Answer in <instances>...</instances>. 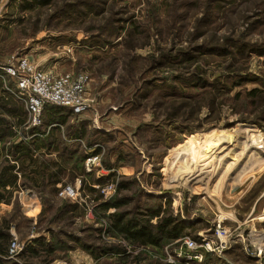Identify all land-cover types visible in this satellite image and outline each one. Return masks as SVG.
I'll return each mask as SVG.
<instances>
[{
	"label": "rangeland",
	"instance_id": "374dc122",
	"mask_svg": "<svg viewBox=\"0 0 264 264\" xmlns=\"http://www.w3.org/2000/svg\"><path fill=\"white\" fill-rule=\"evenodd\" d=\"M44 1L27 11L17 10L16 0L2 7L0 61L29 56L35 38L60 36L50 50L69 55L62 73L91 78L87 140L102 154L103 173L113 175L97 186L136 181L122 193L132 199L123 209L170 201L171 214L192 226L188 237L198 242L212 237L218 223L230 229L227 248L199 264H264V247L250 236L255 228L264 242V0ZM66 44L67 52L57 48ZM254 89L260 91L255 98L248 95ZM223 138L228 147L237 141L254 148L227 155L236 164L224 190L211 195L205 191L222 172L192 173ZM80 193L75 209V201L62 197L34 200L38 213L31 217L14 202L0 223L18 224L22 237L61 232L51 263L169 264L174 258L176 242L143 251L109 233L101 204L110 199ZM98 246L113 251L96 259L91 252ZM116 252L127 255L117 261Z\"/></svg>",
	"mask_w": 264,
	"mask_h": 264
},
{
	"label": "crops",
	"instance_id": "0c3cea01",
	"mask_svg": "<svg viewBox=\"0 0 264 264\" xmlns=\"http://www.w3.org/2000/svg\"><path fill=\"white\" fill-rule=\"evenodd\" d=\"M2 12L0 5V17ZM58 38L60 36L51 34L33 39L29 56L42 68L62 73L70 58L68 54L57 56L50 50ZM61 46L57 48L68 51L69 45ZM85 117L87 115L75 117L67 108L48 105L43 112L42 125L28 126L25 105L16 100L0 80V220L11 212L14 202L20 203V214L31 217L38 213L34 200L58 199L66 185H75L81 191L83 178L87 175L100 179L97 173L88 172L84 164L88 154L93 152L87 140V131L92 128L86 126ZM80 158H84L83 164ZM122 169L128 171V168ZM92 183L94 188L98 185L95 181ZM27 205L30 207L26 208ZM19 230L18 224L8 220L0 223V264H43L45 260L38 261L41 257L36 254L38 246L33 242L43 237L47 244L51 240L48 233L51 229L48 228L45 234H27L26 237H22ZM13 240L24 245L16 259L8 258ZM113 255L119 261L127 253L116 252Z\"/></svg>",
	"mask_w": 264,
	"mask_h": 264
},
{
	"label": "built area",
	"instance_id": "2783aa9c",
	"mask_svg": "<svg viewBox=\"0 0 264 264\" xmlns=\"http://www.w3.org/2000/svg\"><path fill=\"white\" fill-rule=\"evenodd\" d=\"M12 0H0L1 7ZM18 1V0H16ZM0 80L6 84V90L16 100L25 105L28 112L27 124L31 127H39L43 122V112L47 105H54L67 108L75 117L85 115L91 109L90 82L91 78L87 73H57L52 69H44L39 66L31 57L23 54H14L6 61L0 63ZM9 82L11 85H9ZM102 154L87 157L85 167L88 172L98 171V178L109 176L112 172L106 171L101 166ZM105 175V176H104ZM115 182L104 185L102 188L96 186L100 196L110 199L117 189ZM62 198L80 202L82 196L75 185L63 187L59 193ZM230 229H224L220 223L215 227L212 237H204L198 242L191 237H184L178 240L179 248L174 252V258L170 257L169 264H177L179 259L185 264H199L205 260L207 254H220L228 245ZM126 246V243H123ZM24 245L13 240L9 246L8 258L16 259L22 252ZM144 248L143 247V251ZM129 252L130 250L127 249ZM128 252V254H129ZM49 264H67L65 262H54Z\"/></svg>",
	"mask_w": 264,
	"mask_h": 264
},
{
	"label": "trees",
	"instance_id": "16d2710c",
	"mask_svg": "<svg viewBox=\"0 0 264 264\" xmlns=\"http://www.w3.org/2000/svg\"><path fill=\"white\" fill-rule=\"evenodd\" d=\"M38 4H45V1L20 0L19 2H16V9L21 11L32 10ZM0 63L2 62L0 61ZM259 93L260 91L258 89H254L250 91L248 95L255 98ZM96 154H98V150L94 151L91 155ZM81 160L82 158H80V161ZM119 161H122V156L119 158ZM109 176L113 177L112 174ZM102 179L103 178L95 180L93 177H90V175L85 176L82 181L81 192H97L93 187L95 184H93L92 181H95L99 185L102 183ZM134 182L136 181H132L130 178H123L117 184L116 194L114 197L101 204V209L104 212H108L106 219L108 222L109 233L119 234L132 247H150L156 249H161L166 244L175 243L178 240L190 235V229L192 226L186 224L182 216H174L171 214L170 201H168L166 205L160 203V200H158L160 202L156 204L154 203L146 206H142L137 203L132 209H123L125 206L127 207L128 203H130L132 199L124 196L122 193L129 190ZM148 197L152 198V196ZM68 205L70 207V204ZM77 206L78 204L74 202L72 209L77 208ZM48 233L51 235V240L47 244H45V238L43 237H39L33 242L34 245L38 246L36 250V254H38V256L47 255L50 257V260L44 261L43 264H49L53 261V259L55 260V256L51 255L58 248L57 241L59 243L61 241L59 240L61 232L54 234L52 230H48ZM4 238H8V240L11 239L8 236H4ZM68 238L70 241H79V236L71 235ZM111 251L113 250L110 247L98 246L95 248V252L91 253L97 259L99 257L102 258ZM124 259L125 257L122 260Z\"/></svg>",
	"mask_w": 264,
	"mask_h": 264
},
{
	"label": "bare ground",
	"instance_id": "6f19581e",
	"mask_svg": "<svg viewBox=\"0 0 264 264\" xmlns=\"http://www.w3.org/2000/svg\"><path fill=\"white\" fill-rule=\"evenodd\" d=\"M220 140L221 141L217 140L218 145H217V150L214 151V155H212L211 158L200 157L197 160V164H196L197 166H196V168H194L193 173H192L193 177L195 176V178H196V177H199V174H201L202 172L204 173V170H207L205 172H209L208 170H210V171H212V173L214 171L216 172L218 170H220L222 172V176L220 177L219 181L216 182L214 187H212V189H210L208 187V189L205 191L206 193L211 194V195L220 194L224 190V185H226V184H224L225 179L227 178V175H229L232 172V169L236 164V163H234V164L229 163L228 164L226 162V158L229 159L227 157V155L230 157H233V159H234V158H236L235 155L237 154V152H240V153L242 152V154H243V152H245V153L250 152L254 148L253 146L245 145L241 142H237V141L230 142L229 147H230L231 153L229 154V152H228V154H227L224 151L226 150V152H227L229 147L224 144V142H226L224 138L220 139ZM237 155H239V153ZM192 158H193V156H192ZM197 173H198V175H197ZM207 178H208V176H206L205 179H203V177H202V179L200 178L199 181L197 180L198 179L197 178L196 180L198 182L197 181L196 182L200 183V181L207 180ZM208 183L209 182H207V185H208ZM226 188H227V186H226ZM250 234H251L250 236L253 237V239L255 241V245H257V247L258 246H259V248L264 247V242H260V239L258 238V236H260V234L257 232V230L255 228L251 229Z\"/></svg>",
	"mask_w": 264,
	"mask_h": 264
}]
</instances>
